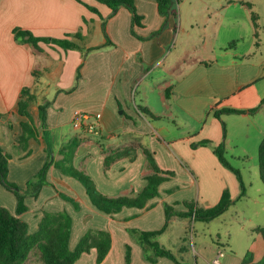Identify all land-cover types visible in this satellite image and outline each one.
<instances>
[{
  "label": "crops",
  "instance_id": "0c3cea01",
  "mask_svg": "<svg viewBox=\"0 0 264 264\" xmlns=\"http://www.w3.org/2000/svg\"><path fill=\"white\" fill-rule=\"evenodd\" d=\"M82 1L106 19L113 45L103 47L107 43L103 19L76 0H0V147L11 155L8 180L26 190L49 151L59 161L61 150L74 140L78 141L74 166L109 197L135 196L145 188V176L152 171L142 148L153 152L161 170L175 176L160 186V195L148 202L149 208H124L110 216L95 208L79 181L52 166L49 185L37 198L26 199L28 210L20 218L34 234L43 212L66 211L73 220L71 249L88 230H104L112 241L103 264H126L127 246L130 264H153L143 258V247L129 231H159L166 224L165 205L180 212L187 211L184 201L212 207L228 189L235 203L217 218L227 225L224 238L214 243L196 237L194 216H173L156 240L182 264H212L220 253L221 264H241L245 254L235 246L241 243L248 250L253 229L264 226V185L259 174L246 179L230 163L247 187L246 197L238 200L239 181L214 148L222 144L229 154L251 134L259 145L264 138V0H174L177 16L167 19L155 1L135 0L142 25L134 27L126 7L111 15L104 4ZM15 28L38 37L80 33L83 50L41 42L38 51L16 41ZM98 47L103 48L83 58L85 50ZM24 88L33 97L29 116L19 113ZM44 104L46 128L40 121ZM226 108L259 109L254 114L215 116ZM76 112L91 116L82 129L73 127ZM25 122H33L37 132L23 147L18 138ZM93 124L96 131L89 128ZM206 141L208 145L203 144ZM101 145L109 150L133 147L134 159H120L105 170ZM60 193L76 200L80 210ZM0 206L13 214L17 207L14 194L2 185ZM90 253L91 264H97L96 249ZM90 253L75 264H90L85 261ZM24 264H42L38 251L33 250ZM155 264L175 263L160 257Z\"/></svg>",
  "mask_w": 264,
  "mask_h": 264
},
{
  "label": "trees",
  "instance_id": "16d2710c",
  "mask_svg": "<svg viewBox=\"0 0 264 264\" xmlns=\"http://www.w3.org/2000/svg\"><path fill=\"white\" fill-rule=\"evenodd\" d=\"M76 1L83 4L91 12L99 15L103 19V31L107 39V43L103 47L113 45L106 32V19L102 17L100 11L96 7H93L82 0ZM95 1L109 7L112 10L111 15H114L119 8L126 7L132 14L133 27L142 25V16L137 12L135 0ZM153 1L158 4V10L161 16L166 19L171 16H177V12L174 8V0ZM165 26L166 23L162 26L161 30L154 34L156 35L162 32ZM132 33L137 36L134 29L132 30ZM13 34L16 41L30 44L38 51H42L39 46V43L41 42L57 45L64 50H83L81 44L79 43L83 40L80 33L68 34L64 38L38 37L29 30L15 28L13 30ZM103 47L85 50L83 58H86L87 53L102 49ZM74 89L75 87L72 88L70 92ZM32 101L33 97L31 96L30 91L27 88H24L22 90L21 101L19 102V113L29 116L27 107ZM47 109L48 104L40 105V121L42 128L47 127ZM258 109L259 108L242 111L226 108L215 112V116L220 118L222 114H254L258 111ZM1 116L2 114L0 113V117ZM94 131H96V129ZM36 132L37 128L34 127L33 122L23 123L22 134L18 138V142L25 147L29 139L36 137ZM203 144L208 145L209 141H206ZM77 147L78 141L75 140L65 146L61 150V155L63 157L59 161H56L54 159L53 152L49 151L47 161L28 182L26 190H22L16 184L11 183L8 180L9 161L11 159V155L0 147V185H2L9 192L13 193L17 200L15 214L11 213L6 207L0 206V264H24L33 250L38 251L39 259L42 264H75L83 254L90 253L92 249H96L97 251V264H103V261L108 255L112 240L111 234L104 230H88L79 241L77 247L75 249L70 248L73 220L66 211L43 212V216L39 224V230L34 234L29 232V225L20 218V216L28 210L26 199L28 197L37 198L42 188L49 185L47 173L52 166L56 167L63 175L73 177L79 181L85 188L86 194L95 208L110 216L120 213L124 208H149L147 207L148 202L156 197H159L160 186L165 181H168L175 176L173 171L161 170L155 161L153 152H151L148 148H142L146 156L148 166L152 171L151 174L145 176L147 181L145 188L135 196L109 197L97 189L95 182L87 173L74 166L73 163ZM101 148L105 156V170H109L110 167L120 159L129 156L130 160L134 159V156L130 155L133 151V147L119 150H109L105 148L104 145H101ZM214 153L217 155L219 161L226 168L231 170L237 177L241 188L238 200L246 197V184L240 171L233 168L229 160L225 157L224 145L221 144L220 146L215 147ZM259 177L264 185V138L259 146ZM59 195L65 201L72 203L77 211L80 210L79 204L76 200L62 193ZM234 203L235 201L232 199L230 191L226 189L224 190L219 202L212 207L203 208L198 204H195L194 201H184L183 204L187 208V211L180 212L170 205H165L166 224L163 229L151 232L130 230L129 233L143 247V258L147 262L155 264L158 258L165 257L173 261L175 264H182L174 253L163 248L156 240V238L166 230L170 219L173 216H194L196 221L208 223L225 214ZM253 234L254 239L241 264H264V226L254 228ZM130 262L131 248L127 246L126 264H130Z\"/></svg>",
  "mask_w": 264,
  "mask_h": 264
},
{
  "label": "rangeland",
  "instance_id": "374dc122",
  "mask_svg": "<svg viewBox=\"0 0 264 264\" xmlns=\"http://www.w3.org/2000/svg\"><path fill=\"white\" fill-rule=\"evenodd\" d=\"M256 141L257 138L253 134H251L250 137L243 142V145L238 146V148L230 149L229 154L228 152H226L225 154V157L229 160V162L238 169H240L246 179H248V177L253 178L255 175L257 176V174H259L258 172L260 145L257 144ZM242 149L245 150L242 151ZM233 156L236 158H234ZM238 156L242 157L237 158ZM194 203L199 205L200 202L194 201ZM200 222L201 221H197L193 225V233L194 235H196V237H201L214 243H216L220 238H224L227 228V225H225L224 220L222 221V219H217L216 221H213L211 223ZM193 242L197 243V241ZM235 249L236 251L246 255L247 250L245 247L243 248L241 246V243L239 246H235ZM228 252L231 253V250L228 249ZM91 254L92 253L88 254V257H86L85 259V261L88 260L90 264L93 263V257H89ZM85 261L83 262L85 263Z\"/></svg>",
  "mask_w": 264,
  "mask_h": 264
},
{
  "label": "built area",
  "instance_id": "2783aa9c",
  "mask_svg": "<svg viewBox=\"0 0 264 264\" xmlns=\"http://www.w3.org/2000/svg\"><path fill=\"white\" fill-rule=\"evenodd\" d=\"M91 119V116L88 113L85 112H76L74 119H73V127L76 129H82L85 125H88V121ZM91 131L95 130L94 125H91L90 127ZM223 254L220 253L216 258H214L212 264H221V258Z\"/></svg>",
  "mask_w": 264,
  "mask_h": 264
}]
</instances>
